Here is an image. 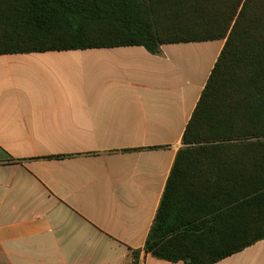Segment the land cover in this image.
Listing matches in <instances>:
<instances>
[{
	"label": "crops",
	"instance_id": "0c3cea01",
	"mask_svg": "<svg viewBox=\"0 0 264 264\" xmlns=\"http://www.w3.org/2000/svg\"><path fill=\"white\" fill-rule=\"evenodd\" d=\"M225 42L0 55V264H185L144 248Z\"/></svg>",
	"mask_w": 264,
	"mask_h": 264
},
{
	"label": "trees",
	"instance_id": "16d2710c",
	"mask_svg": "<svg viewBox=\"0 0 264 264\" xmlns=\"http://www.w3.org/2000/svg\"><path fill=\"white\" fill-rule=\"evenodd\" d=\"M217 40L144 248L164 261L216 264L264 240V0H0V55Z\"/></svg>",
	"mask_w": 264,
	"mask_h": 264
}]
</instances>
